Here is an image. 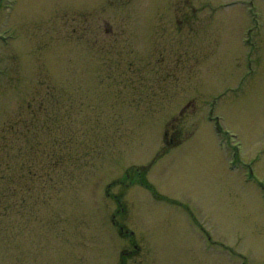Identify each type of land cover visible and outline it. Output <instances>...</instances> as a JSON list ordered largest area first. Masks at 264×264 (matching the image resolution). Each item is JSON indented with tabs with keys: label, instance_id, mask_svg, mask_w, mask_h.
Wrapping results in <instances>:
<instances>
[{
	"label": "rangeland",
	"instance_id": "374dc122",
	"mask_svg": "<svg viewBox=\"0 0 264 264\" xmlns=\"http://www.w3.org/2000/svg\"><path fill=\"white\" fill-rule=\"evenodd\" d=\"M11 1L0 264H264V0Z\"/></svg>",
	"mask_w": 264,
	"mask_h": 264
},
{
	"label": "flooded vegetation",
	"instance_id": "af4514ba",
	"mask_svg": "<svg viewBox=\"0 0 264 264\" xmlns=\"http://www.w3.org/2000/svg\"><path fill=\"white\" fill-rule=\"evenodd\" d=\"M2 1V0H1ZM16 2H17V0H15ZM10 2H11V4L10 5H8V6H6L7 7V9H9V7H10V9L12 8V9H14L12 6H13V1H11L10 0ZM2 6V5H1ZM0 6V11H1V9H2V7ZM12 31V30H11Z\"/></svg>",
	"mask_w": 264,
	"mask_h": 264
}]
</instances>
